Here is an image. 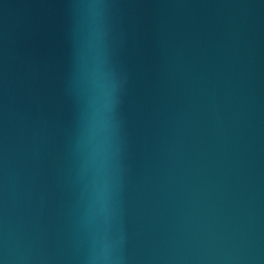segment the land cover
Returning a JSON list of instances; mask_svg holds the SVG:
<instances>
[{"label": "water", "instance_id": "1", "mask_svg": "<svg viewBox=\"0 0 264 264\" xmlns=\"http://www.w3.org/2000/svg\"><path fill=\"white\" fill-rule=\"evenodd\" d=\"M0 264H264V0H0Z\"/></svg>", "mask_w": 264, "mask_h": 264}]
</instances>
